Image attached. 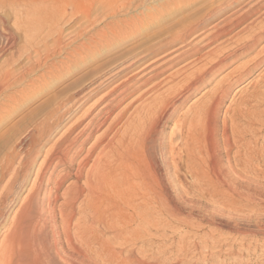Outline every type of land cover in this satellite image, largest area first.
I'll return each instance as SVG.
<instances>
[{
    "label": "bare ground",
    "instance_id": "obj_1",
    "mask_svg": "<svg viewBox=\"0 0 264 264\" xmlns=\"http://www.w3.org/2000/svg\"><path fill=\"white\" fill-rule=\"evenodd\" d=\"M53 1L57 0H47ZM17 2L18 0H0V5L7 8L16 5ZM67 3L65 6L68 7ZM227 3L228 6L223 10L213 8V11L206 13L195 27L183 28L173 34L171 39L169 38L170 41L149 45L132 58L115 63L108 73L92 82L89 88L75 93L65 102L57 103L55 109L47 113L40 124L30 126L24 138L13 148L14 152H17L11 156L17 162L6 165L11 157L7 156L9 158L6 166L2 165L3 173L10 177L0 195L3 206L2 208L0 205L3 211H0V232L7 222V215L28 183L30 168L24 169L39 159L43 141L50 137L56 127L77 117L87 103L103 93L85 112L83 111L84 114L75 120L64 135L55 140L52 148L45 152L31 189L14 213L10 221L11 226L3 231L0 239V264H103L102 254L105 248L114 251V245L117 243L126 247L135 239L146 240L153 229L163 228L170 220L178 219L182 210L183 191L187 187L182 181V170L191 178L188 187L193 191L196 189L200 192H210L211 198H218L222 203L229 202L235 197L243 198L239 188L241 189L242 185L245 187L248 182L243 181L246 184H242L240 181L242 178L240 179L235 171L230 173L231 169L228 168L227 173L223 169L221 158L223 152L220 150L215 124L230 82L240 81L243 76L256 69L264 61V55H260L264 49L258 53L260 57L249 61L245 68L229 74L227 84L226 81L219 82L215 90L204 93L193 107L177 116L183 104L204 87L218 71L225 68L229 61L244 59L260 41L264 40V26L258 22L262 27L254 31L251 27L252 32L247 28L250 34L246 39L232 41L234 37H231L222 40L224 41L222 43L230 42L233 48L215 47L200 56L211 45L228 37L240 24L247 22L258 10L250 7L242 13L238 14L236 11L226 15L239 4V0H228ZM30 11L29 7L25 11V16L32 15ZM151 12L148 10L139 21L145 19L151 21L154 11L153 14ZM219 18H222L220 22L206 30L210 22ZM133 25L132 28L135 26ZM39 26L40 24L23 28V37L27 39L29 45L32 41L38 40ZM107 30L110 35L117 36L116 38L120 36L121 30L115 27ZM44 31L40 32L44 34ZM129 32L133 33L130 30ZM204 32L206 34L201 38V46L189 44L185 53L181 54L183 62L192 60L188 62L189 67L183 65L181 69L167 74L168 76L160 82L156 81L163 74L164 66L156 68L151 76L150 73L154 71L145 73L157 63V60L151 62V58L167 51L176 43L186 44L190 37ZM2 38L7 45L9 44L8 46L12 45L13 38L9 33L2 34ZM108 38L107 33L103 32L99 37L100 43L93 42L88 46L81 43L80 48L83 51L80 52L96 50L99 44L102 46L101 41L107 42ZM12 52L11 57L4 62L8 65L7 69H0V89L10 87L12 83H20L36 68L11 66L12 62L17 61L19 57L21 60L24 55V52L18 53V49L17 55L14 56ZM34 53L35 57L38 56L37 52ZM71 57L68 59L69 62ZM36 60L38 67L42 66L41 64L45 65V61L42 63L39 57ZM9 62L11 64H8ZM199 63L201 66L190 70L192 65ZM56 69L57 67L53 66V71ZM167 84L171 86L159 92ZM112 85L115 86L108 90ZM263 101L264 94L255 89L248 98H241L235 109L228 111L230 125L224 129L221 139L227 162L245 156L258 157L257 145L254 149H249L240 143L251 133L253 121L258 123L260 119V114L251 111L253 108L251 104ZM83 123L84 127L77 132ZM170 123L172 127L167 133ZM59 167L62 168L63 174L52 178L54 171ZM50 169L52 172L47 176ZM70 179L72 181L59 196V192ZM43 188L44 194L41 197ZM59 200L61 202L56 206ZM105 234L111 236L107 241L102 239Z\"/></svg>",
    "mask_w": 264,
    "mask_h": 264
},
{
    "label": "rangeland",
    "instance_id": "obj_2",
    "mask_svg": "<svg viewBox=\"0 0 264 264\" xmlns=\"http://www.w3.org/2000/svg\"><path fill=\"white\" fill-rule=\"evenodd\" d=\"M67 1L69 3H67ZM227 1L228 0H57L55 2H47V0H18L16 5L11 7L2 8L0 5V18L1 20L3 19V23L0 20V29L4 25V28L0 30V69H7L8 65H5L4 62L11 57L12 51L14 56L15 54L17 55V49L18 53L24 52V55L21 57L22 61L19 57L17 59L18 65L17 61H14V63L12 62V64L10 61L8 64H11V66H22L23 68L29 67V69H31V67H36L34 71L26 75L24 80L20 83H12L10 87L5 86L0 89V172L8 163L13 164L15 161L11 155H14L17 151L14 152L13 148L18 144L19 140L24 138L28 130H30V126L40 124L45 119L47 113L55 109L57 103L65 102L75 93L89 88L92 82L94 83V81L108 73L116 64L126 61V58H132L149 45H156L160 42L165 43V41L168 42L173 34L181 31L183 28L195 27L200 23L206 13L213 11V8L218 11L225 9L228 6ZM65 2L68 7L65 6ZM218 5L220 7H218ZM121 6L122 8H120ZM29 7L31 10L30 12L33 14L25 16V11ZM250 7L258 9L252 18L240 24L228 37L211 45L208 49L203 51L200 56L215 47L223 48V46H230L229 48H233L234 46L232 47L230 42L222 43L224 42L222 40H228L231 37H234L232 41L237 39L243 40L250 34L247 28L252 32L256 28L264 26V0H239V4L231 11L227 10L228 14L226 15L236 11L237 13H242V11L244 12L250 9ZM148 10L149 12L150 10L152 12L154 11V14L151 12L154 15L153 19L151 21L149 19H145L147 21H139L141 17H143L142 15L145 16L146 12L148 13ZM110 14H112L113 17H111ZM221 19L222 18H219L216 21L210 22L206 30H209L213 24L220 22ZM128 22L129 24H127ZM131 22H133L135 26ZM258 22L261 24L263 23V25L261 26ZM39 24L38 34L40 35L38 40L32 41V44L29 45L27 39L23 37V28ZM124 26H129L130 29L128 27H126L128 28L126 29ZM114 27L115 29L121 30L118 38L108 33L107 29ZM129 30L134 34L130 33ZM4 31L12 36V47L8 46L9 44L7 45L2 38V34L5 33ZM40 31H44L45 35ZM103 32H106L109 37L107 42L101 41L102 46L99 44L96 50H84V52H80L83 51L80 48L82 44L88 46V44H93V42H96V44L100 43L99 37H101ZM205 34V32L196 34L188 39L187 45L181 44L180 42L176 43L167 51L151 58V62L157 60V63H154V67L148 69L145 73L154 71L150 73L149 76H151L155 73L156 68L161 65L164 66L162 69L163 74L156 81L160 82L168 75L181 69L183 65H188L189 67L188 62L192 60L183 62L181 54L185 53L189 44L201 46V38H203ZM42 35H44V37ZM33 44H36V46ZM183 45L186 46L182 48L181 46ZM30 47L32 48L30 49ZM262 49H264V40L257 44L254 50L247 55L248 57L246 56L244 59L238 61H229L225 68L218 71L207 81L204 87L200 88L197 93L192 95L183 104L177 116L193 107V105H195L194 103H196L204 93L215 90L222 81H226L225 84H227L229 74L245 68L249 61L256 60L260 55H264V52L258 55ZM32 50H35L34 52H37L38 56L35 57V53ZM75 50L78 52L76 53ZM30 51H32V53ZM69 55L72 56L71 58L73 59H70V62L68 61L70 58ZM38 57L42 63L45 61V65L41 64L42 66L38 67L36 60ZM252 65L253 63L251 66ZM53 66L57 67L54 71ZM192 66L190 70H195L201 65L199 63ZM165 67L167 69L164 70ZM235 75H237V73ZM249 81L251 82L249 83ZM246 83L249 84L247 85ZM114 86L115 85H112L108 90ZM170 86V84L165 85L159 92L164 91ZM255 89L264 94V61L256 69L251 70L245 75V77L243 76L242 80L230 82L228 93L219 107L215 124L216 131L218 130V141L220 140V150L221 153L223 152L221 154L223 169L226 170L227 173L229 169H231L229 171L230 173L235 171L239 178H242L240 180L242 184L248 182L244 185L246 188L243 187V185L241 189L239 188V193L242 194L241 197L243 198L235 197L233 200L230 199L229 202L222 203L218 198H211L210 192H200L194 189V193V191L188 187V185L191 184V178L182 170V181L187 187H185L183 191L182 210L178 219L170 220L163 228H158L157 230L153 229L146 240L135 239L126 247L119 246V243H117L118 245H114V251L105 248L102 254L103 264H264V101L251 104V106H253L251 111L260 114V119L258 123L253 121L252 134L249 133L246 139L240 143L245 146L244 148L249 147V149H254L257 145L258 157L245 156V158L242 157L236 161L232 160L229 163L226 161L225 147L221 143L223 131L230 125L229 112L237 107L241 98H248ZM102 95L103 93L98 97ZM98 97L87 103L83 110L76 115L77 117L65 121L60 126L56 127L55 131H52L53 133H51L50 137L45 139L41 144L40 148L42 154L39 159L34 164L25 167L24 170H27L28 167L31 173L29 174L28 183L7 215V222L2 228L3 230L1 229L2 232H0V239L4 232L11 226L10 221L14 213L21 205L22 199L31 189L39 168V163L45 155V152L52 148L55 140L64 135L68 128L74 124L75 120L82 116L85 110L90 107ZM172 123L169 124L167 133L170 132ZM83 125H85V123L79 127L77 132L84 127ZM7 156L11 157L9 158ZM81 157H83V155ZM8 158L10 162H7ZM225 166L227 168H225ZM258 168L260 171H258ZM56 170L52 178H56L58 175L63 174L61 172V167ZM51 172L52 170L50 169L47 172V176ZM2 173L3 171L0 174V195L10 177L6 173H3L4 175ZM71 181L72 179L65 183L62 190L59 192V196ZM41 193L42 197L44 188ZM0 201V205L2 206V200ZM60 202L61 200L58 201L56 206H58ZM1 206L0 211L3 212V206L2 208ZM224 225L227 226L224 227ZM236 230L239 232H235ZM110 237L109 234H105L102 239L107 241Z\"/></svg>",
    "mask_w": 264,
    "mask_h": 264
}]
</instances>
